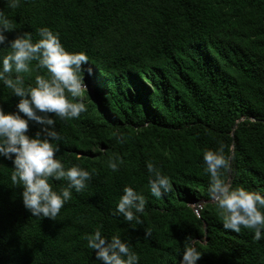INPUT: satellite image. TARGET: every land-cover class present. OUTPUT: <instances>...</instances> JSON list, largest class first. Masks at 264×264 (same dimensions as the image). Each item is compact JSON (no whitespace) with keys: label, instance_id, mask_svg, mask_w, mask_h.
Wrapping results in <instances>:
<instances>
[{"label":"trees","instance_id":"1","mask_svg":"<svg viewBox=\"0 0 264 264\" xmlns=\"http://www.w3.org/2000/svg\"><path fill=\"white\" fill-rule=\"evenodd\" d=\"M0 10L13 25L0 56L17 35L35 42L48 27L91 69L80 73L89 87L77 98L87 111L52 116L50 126L62 137L56 158L91 179L55 219L33 217L0 158V264H100L86 240L96 230L128 242L139 264H177L189 239L201 251L196 264H264V239L223 228L203 162L223 145L221 178L264 195V0H20L16 8L0 0ZM35 64L22 74L25 87L47 77ZM18 99L0 85V108L14 111ZM38 129L30 124L28 134ZM149 162L172 184L159 199ZM125 186L145 196L139 224L113 214ZM197 198L199 219L189 201Z\"/></svg>","mask_w":264,"mask_h":264},{"label":"clouds","instance_id":"2","mask_svg":"<svg viewBox=\"0 0 264 264\" xmlns=\"http://www.w3.org/2000/svg\"><path fill=\"white\" fill-rule=\"evenodd\" d=\"M10 8L19 6L20 0H6ZM13 30L12 22L0 10V45H4L5 33ZM39 39L33 42L30 34L17 35L7 42L10 51L0 56V85L18 97L14 111L0 108V158L9 160L13 186H21L20 198L23 207L33 216L55 219L67 203L72 192L85 189L91 179L88 170L65 163L56 158L58 142L62 139L58 131L50 126L56 121L76 119L87 111L79 99L85 88L81 72L88 57L83 52H68L60 43L58 34L48 27L38 30ZM39 69H46L47 77L37 75L34 86H24L22 74L33 71L32 62ZM49 114H52L51 116ZM39 129L29 135V126ZM117 142H122L117 137ZM119 157L116 160L119 161ZM203 162L209 175L207 193L220 210L223 228L239 233L250 230L253 239H264V195L245 187L233 188L221 178L222 170L229 168L228 158L221 145L215 151L203 152ZM108 167L115 172L117 163L109 159ZM149 175L148 188L152 197L159 199L172 191L170 177L156 170L151 162L146 164ZM53 181L66 182V186L56 190ZM146 205L145 196L133 187L125 186L115 205L114 215L122 216L129 223L139 224L140 214ZM200 218V213H196ZM151 235V230L145 233ZM87 247L94 251L95 260L100 264H139L138 254L130 244L118 235L107 238L100 230L86 236ZM201 251L190 239L184 243L177 264H196Z\"/></svg>","mask_w":264,"mask_h":264},{"label":"rangeland","instance_id":"3","mask_svg":"<svg viewBox=\"0 0 264 264\" xmlns=\"http://www.w3.org/2000/svg\"><path fill=\"white\" fill-rule=\"evenodd\" d=\"M85 85V84H84ZM89 86L85 85V88L88 89ZM190 204L192 205V207H196V206H201L202 203L204 201H202L201 199L197 198V199H190Z\"/></svg>","mask_w":264,"mask_h":264},{"label":"water","instance_id":"4","mask_svg":"<svg viewBox=\"0 0 264 264\" xmlns=\"http://www.w3.org/2000/svg\"><path fill=\"white\" fill-rule=\"evenodd\" d=\"M193 210L197 213L199 211V206L193 207Z\"/></svg>","mask_w":264,"mask_h":264}]
</instances>
